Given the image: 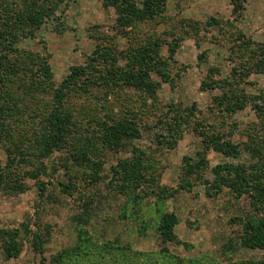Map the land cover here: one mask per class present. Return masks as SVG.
<instances>
[{
  "label": "rangeland",
  "instance_id": "1",
  "mask_svg": "<svg viewBox=\"0 0 264 264\" xmlns=\"http://www.w3.org/2000/svg\"><path fill=\"white\" fill-rule=\"evenodd\" d=\"M243 8L236 14L232 0H167L164 18L138 23L122 33L115 8H104L99 0H67L56 17L47 20L34 36L21 38V50L48 58L55 87L72 67L86 65L98 47L110 45L126 53L159 39L160 55L167 60L169 70L167 79L153 74L160 83L153 99L124 86H97L96 98L72 100L77 115L86 107L102 120L134 117L140 136L118 151L97 143L98 161L102 162L99 183L92 184L87 167L69 171L67 154L62 151L49 160L47 175L25 180L27 190L23 194L0 193V228L19 230L22 244L17 257L9 258L0 251V264H54L60 251L79 242V227H84L97 245V251L77 259L81 264H125L117 250L104 257L99 252L104 244L129 249V257L138 264H227L264 258V251L238 244L241 220L253 213L249 197H237L228 188L210 194L218 166L255 160L248 152L230 158L206 151L197 131L200 121L206 128L215 126L242 149L253 134L264 133V121L251 105L234 115L222 113L215 104L221 92L204 85L210 79L226 78L241 62L240 57L234 59L232 55L240 35L257 46L264 43V0H244ZM171 48L176 52L171 54ZM127 63L128 59L119 61L120 66ZM243 87L257 97L258 104L264 101V76L252 74ZM176 109L191 110L193 115L188 124H183L177 144L169 148L160 142L167 134L165 122ZM89 123L96 127L94 122ZM135 147L155 165L158 180L138 189H123L115 182L113 169L121 159L131 158ZM204 156L207 165L188 177V162L201 164ZM6 161L7 155L0 148V164ZM86 210L88 222H79ZM166 214L178 218L177 242L164 244L160 238L158 225ZM34 233L45 242L43 255L33 248ZM231 242L236 246L234 251L228 250ZM164 247L171 262L161 261Z\"/></svg>",
  "mask_w": 264,
  "mask_h": 264
},
{
  "label": "trees",
  "instance_id": "2",
  "mask_svg": "<svg viewBox=\"0 0 264 264\" xmlns=\"http://www.w3.org/2000/svg\"><path fill=\"white\" fill-rule=\"evenodd\" d=\"M65 1L0 0V148L7 155L6 163L0 164V193L23 194L27 190L25 180L47 175L49 160L62 151L67 154L65 163L69 171L87 167L91 170L88 177L92 184L99 183L102 162L98 161L97 143L118 151L140 136V127L134 117L102 120L86 107H82L77 115L72 100L75 97L96 98L97 86L107 89L124 86L146 93L153 99L160 87L153 74L168 78V62L160 55L161 40L156 39L126 53L117 52L111 45L98 47L86 65L72 67L69 75L55 87L48 58L21 50L18 43L22 37L34 36L47 20L54 19ZM99 1L104 8L116 9L122 33L138 23L161 20L167 11V0H144L142 3L137 0ZM232 4L236 14L244 9V0H232ZM237 43L232 55L234 59L240 57L241 62L226 78L210 79L204 85L221 92L215 97L220 112L234 115L251 105L264 121V101L258 104L257 97L251 96L243 87L252 74L264 76V43L257 46L245 35H240ZM175 50L171 48V54ZM121 58L128 59L126 66L119 65ZM192 115L191 110L176 109L169 122L165 120L167 134L160 143L169 148L176 145L182 137L183 124H188ZM216 129L215 126L206 128L200 121L197 131L204 139L206 151L213 150L230 158L248 152L255 161L218 166L210 194L217 195L223 188H228L237 197H249L253 213L241 220L243 228L238 234V244L244 249L264 251V133L253 134L242 149L240 144L226 139L224 130ZM206 165L205 156L201 158V164L188 162L186 175L197 174ZM156 171L147 154L135 147L131 158L121 159L114 167L113 176L123 189H138L156 183ZM60 184L69 189L68 185ZM45 188L42 184L43 192ZM86 212L79 216V222H88ZM178 223L175 214L161 218L158 231L164 244L177 242L175 228ZM79 232V242L60 251L53 259L54 264H81L78 262L81 256L97 251V245L84 227H79ZM44 243L40 234L34 233L33 248L40 255L45 253ZM235 249L231 242L228 250ZM113 250L121 252L125 264H138L132 262L129 249L122 246L104 244L99 252L105 257L112 255ZM0 251L9 258L21 253L19 230L0 228ZM168 252L166 247L161 249V261L167 259L171 262ZM227 264H264V258Z\"/></svg>",
  "mask_w": 264,
  "mask_h": 264
}]
</instances>
